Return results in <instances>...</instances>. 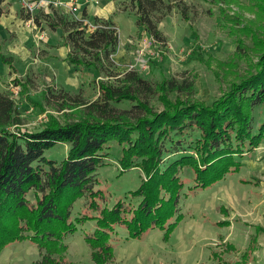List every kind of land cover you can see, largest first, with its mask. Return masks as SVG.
Instances as JSON below:
<instances>
[{
	"label": "rangeland",
	"instance_id": "obj_1",
	"mask_svg": "<svg viewBox=\"0 0 264 264\" xmlns=\"http://www.w3.org/2000/svg\"><path fill=\"white\" fill-rule=\"evenodd\" d=\"M76 1V13L57 10L81 20L82 9L87 6L89 24H94L98 15L114 21L120 43L111 63H106L100 75L70 66L64 30L51 29L43 18L35 25L37 30L29 26L28 19L19 27L9 28L11 34L0 30V90L16 103L22 120L10 130L29 133L42 129L51 119L61 123L78 120L86 113L87 105L99 98L100 82L114 84L128 71L137 72L155 88L165 79L193 83V99L210 105L231 84L255 72L264 54V0H163L165 7L172 4L174 8L168 12L159 6L150 15L160 38L136 25L141 0ZM22 15L24 19L27 16L24 11ZM8 61L13 65L9 66ZM16 81L19 84L14 86ZM157 96L141 100L160 111L163 106L161 96ZM112 106L131 119L143 115L130 102ZM254 115L260 123L264 106ZM69 150V145L58 144L47 150L45 157L59 163L67 159ZM108 152L106 164L97 171V189L103 197L89 209V201L79 198L71 209L73 221L78 217L90 219L77 225L75 234L63 240L68 246L69 264H95L86 237L95 231L103 209H112L121 201L131 211L143 200L134 191L148 180L145 172L136 167L123 169L117 144ZM232 161L240 163L238 171L204 189L194 188V176L183 171L180 177L183 175L185 187L177 206L170 205L168 193L161 190L159 206L163 208L154 210L151 218L155 219L156 212L175 214V218L183 215L182 223L168 240L166 230H150L142 239L126 240L129 234L124 226L113 227L117 231L115 238L112 235L116 261L111 264H264V143ZM29 199L37 205L32 194ZM253 237L255 251L245 252ZM40 257L34 243L18 241L0 251V264H33Z\"/></svg>",
	"mask_w": 264,
	"mask_h": 264
},
{
	"label": "trees",
	"instance_id": "obj_2",
	"mask_svg": "<svg viewBox=\"0 0 264 264\" xmlns=\"http://www.w3.org/2000/svg\"><path fill=\"white\" fill-rule=\"evenodd\" d=\"M8 2L0 0V21ZM171 5L165 7L163 0L138 1L136 25L160 38L150 15L159 6L170 12L174 8ZM52 14H43V19L51 29L64 30L65 43L70 47L68 64L80 72L89 69L104 73L120 43L114 22L95 18L94 24L100 26L89 32L88 23H84L88 19L85 10L81 20ZM41 17L35 16L37 25ZM254 70L231 84L210 105L193 99V83L165 79L155 88L137 72L128 71L116 81L119 86L100 82L99 98L87 105L80 119L65 123L51 119L42 129L29 133L10 130L22 120L16 103L0 90V251L8 244L28 240L40 250L41 257L33 264H69L68 246L63 240L90 219L78 217L73 221L71 209L79 198L89 201V209L103 197L97 189V171L106 164L108 150L116 144L122 168H139L148 180L134 191L136 196H143L137 209L130 211L120 201L112 209L101 211L95 231L86 237L93 262L116 261L112 235L115 238L113 227L119 224L128 231L126 240L142 239L150 230H166L168 240L183 215L175 218V214L156 212L155 219L151 218L154 210L163 208L159 206L161 190L168 193L169 204L177 206L185 187L183 175L180 177L183 171L194 176V188L211 187L238 171L240 163L233 162L234 157H244L264 143V119L257 123L254 115L264 106V54ZM152 95L161 96L162 110L155 111L141 100ZM122 102L134 104L143 115L131 119L117 113L112 104ZM58 144L70 146L67 159L59 163L45 157V152ZM31 194L36 206L29 199ZM252 239L245 252L255 251Z\"/></svg>",
	"mask_w": 264,
	"mask_h": 264
},
{
	"label": "built area",
	"instance_id": "obj_3",
	"mask_svg": "<svg viewBox=\"0 0 264 264\" xmlns=\"http://www.w3.org/2000/svg\"><path fill=\"white\" fill-rule=\"evenodd\" d=\"M21 5L22 9L25 11V14L31 16L26 22L29 26H33V29H36L35 25V16L36 12L43 11V13H50L51 9H63L68 10L73 13L78 12L79 3L76 0H70L69 2H63L61 0H16ZM85 24L88 21L85 20ZM99 24H89L88 28L91 31H95L99 28ZM37 30V29H36Z\"/></svg>",
	"mask_w": 264,
	"mask_h": 264
},
{
	"label": "crops",
	"instance_id": "obj_4",
	"mask_svg": "<svg viewBox=\"0 0 264 264\" xmlns=\"http://www.w3.org/2000/svg\"><path fill=\"white\" fill-rule=\"evenodd\" d=\"M8 6L6 8V12L5 14L3 15L4 17L1 19L0 21V30H6L7 32H9L10 34L13 33L12 30H9V28H12V27H19V25L24 22V17L22 15L23 11H22V7L21 5L19 4V2H17L16 0H8ZM70 1V0H69ZM65 2V1H63ZM110 7L107 6L106 10H109ZM57 10V9H55ZM55 10H51L50 12L51 13H43V11L41 12H36V15L39 16L40 14H52V11H55ZM63 9H61L60 11H62ZM83 10H85V12L88 14V18H89V13H88V8L87 6L84 7L82 9V13H83ZM106 10H103V11H106ZM65 11V10H63ZM111 11V10H110ZM66 12V11H65ZM39 13V15H38ZM57 13L58 14H62L61 12H59V10H57ZM83 17V14L81 16V18ZM102 18V19H105V20H108L109 17H105V16H102V15H98L97 17L95 18ZM43 18V17H41ZM94 18V19H95ZM89 21V19H87ZM42 21V19H41ZM114 22V21H112ZM66 35V34H65ZM65 35H64V39H65ZM69 54V53H68ZM68 61V60H67ZM10 63L9 66H12V62L11 61H8ZM182 223V222H181Z\"/></svg>",
	"mask_w": 264,
	"mask_h": 264
}]
</instances>
